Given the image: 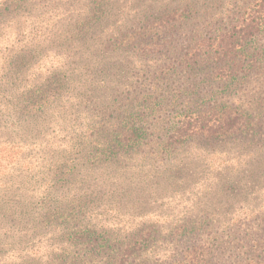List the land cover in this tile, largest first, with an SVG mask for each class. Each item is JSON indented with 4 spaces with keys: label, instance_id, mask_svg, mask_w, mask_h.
I'll return each mask as SVG.
<instances>
[{
    "label": "trees",
    "instance_id": "16d2710c",
    "mask_svg": "<svg viewBox=\"0 0 264 264\" xmlns=\"http://www.w3.org/2000/svg\"><path fill=\"white\" fill-rule=\"evenodd\" d=\"M27 3L0 11L21 17L0 20V264H96L108 250L97 264H130L152 242L192 232L183 213L143 210L189 178L183 159L204 164L199 193L222 187L235 147L264 129V101L237 94L201 107L179 101L195 87L170 97L157 86L178 69H208L221 93L242 87L264 0L211 11L186 0H66L32 7L30 21ZM177 27L197 34L178 41ZM208 254L201 242L161 264H206Z\"/></svg>",
    "mask_w": 264,
    "mask_h": 264
},
{
    "label": "rangeland",
    "instance_id": "374dc122",
    "mask_svg": "<svg viewBox=\"0 0 264 264\" xmlns=\"http://www.w3.org/2000/svg\"><path fill=\"white\" fill-rule=\"evenodd\" d=\"M27 1L28 9L22 19L26 18L28 21L31 20L30 14H34L32 7L39 8L41 12H51L53 10L51 8L59 7L66 2V0ZM78 1L80 0H70L71 7H77ZM188 1L200 10L208 11L212 8H221L227 3V0H186ZM19 4L20 0H0V11L6 5L11 10ZM9 9L0 14V20L13 18L15 21L21 18L13 15L15 10L8 13ZM7 32L10 37H16L14 31ZM187 34L191 38L197 34V31L187 33L186 30L177 27L175 38L178 41H186ZM0 36L6 38L2 34ZM251 52L255 53L258 59L247 68L251 71L244 85L231 89V93L220 92L221 87L208 69H195L187 73L178 69L171 76H167L171 78L169 81H165L164 84L158 83L157 87L167 86L166 95L170 97L183 85H187L191 90L195 87L196 91L193 95L180 98L179 101L193 100L201 107L229 103L237 94L242 97L243 104L260 103V101L262 103L264 101V34L255 40ZM148 83L149 80L144 82L143 88ZM257 114L264 118V110ZM151 119L149 118V121ZM255 131L243 136L241 147H235L237 150H233L232 154L238 160V165L227 167L221 181L223 186L215 189L217 184H213L210 186L211 191H207L206 195L199 193L198 181L195 182L196 174L204 164L199 160L195 162L191 159H183L186 163L184 169L189 178L184 180L180 177L168 187L167 193L162 192L159 197L160 201H164L167 196L174 197V201L172 203L157 201L151 207L146 206L143 212L163 210L170 214L183 213L186 222L197 224L186 236L168 235L166 242H157V240L152 242L137 254L130 264H161L183 260L189 248L201 242L209 247L206 264H264V129ZM1 167L2 165L0 169ZM4 171L0 170V176ZM213 182L215 181L211 180L206 185ZM169 191L171 193H168ZM109 252L110 250L102 252L97 262L107 260L112 253Z\"/></svg>",
    "mask_w": 264,
    "mask_h": 264
}]
</instances>
